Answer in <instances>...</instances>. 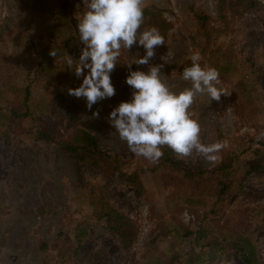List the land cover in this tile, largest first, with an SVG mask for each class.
Segmentation results:
<instances>
[{
	"label": "rangeland",
	"instance_id": "obj_1",
	"mask_svg": "<svg viewBox=\"0 0 264 264\" xmlns=\"http://www.w3.org/2000/svg\"><path fill=\"white\" fill-rule=\"evenodd\" d=\"M144 3L168 23L165 31L162 20L140 30L156 27L164 36L150 64L164 65L175 91L190 86L181 67L194 51L202 66L219 71L230 95L211 103L201 96L192 112L203 143L227 146L214 163L171 150L182 167L206 171L194 177L136 156L108 117L131 99L126 63L144 48L122 50L110 74L115 95L88 109L85 98L68 94L83 76L64 59L66 52L78 61L85 47L77 28L83 0H0V264H247L236 251L240 236L256 245L264 264V0ZM168 49L174 56L165 63ZM82 129L124 173L138 176L140 188L59 144ZM111 210L133 223L129 249L108 224Z\"/></svg>",
	"mask_w": 264,
	"mask_h": 264
},
{
	"label": "clouds",
	"instance_id": "obj_2",
	"mask_svg": "<svg viewBox=\"0 0 264 264\" xmlns=\"http://www.w3.org/2000/svg\"><path fill=\"white\" fill-rule=\"evenodd\" d=\"M85 10L77 25L79 39L85 45L78 61L66 52L67 67L75 63V75L83 76L77 88H69L68 94L85 98L88 109L105 98L115 95L110 74L120 63L122 50L129 53L134 45L142 46L145 55L126 63L129 74L126 83L132 89L131 99L122 101L109 114L111 126L129 150L138 157L157 163L167 146L177 156L189 158L198 154L214 163L217 153L227 146V141L205 144L201 139V125L194 118L192 107L201 96L209 102L219 101L222 95H230L220 87L219 71L202 66V56L194 51L191 65L185 67L181 79L190 86L175 91L161 69L163 64L151 65L156 48L165 45V38L156 27L141 31L144 23V0H83ZM50 55L55 57L56 52ZM174 56L168 49L161 59L167 63ZM136 65H149L148 71H132ZM87 69V74H85ZM93 116L99 118V112Z\"/></svg>",
	"mask_w": 264,
	"mask_h": 264
},
{
	"label": "trees",
	"instance_id": "obj_3",
	"mask_svg": "<svg viewBox=\"0 0 264 264\" xmlns=\"http://www.w3.org/2000/svg\"><path fill=\"white\" fill-rule=\"evenodd\" d=\"M252 4H255L252 1ZM159 21L160 29L165 31L167 29L168 23L160 17V14L151 9H144V23L143 26L154 25L155 21ZM191 65V61L186 62L181 67V73L185 67ZM27 93L29 95V90L27 89ZM28 95L26 97H28ZM15 115L18 116V112L16 109H13ZM23 116H27L29 111L22 113ZM39 137L46 140H53V137L48 133H40ZM59 144L69 152L77 155V157L84 161L91 162L95 167L100 168L116 177L123 178L124 180L130 181L134 186L138 189L139 179L136 174H127L124 173L120 169L119 159L105 152L97 137L87 130H78L76 131L68 141H61ZM164 155L161 158L163 162H167L175 169H180L185 172L186 175L190 177L198 176L205 174L206 171H191L185 167H182L178 161H176L172 156V151L170 148L165 146L163 148ZM107 221L110 228L118 235L120 240H122V245L125 249H129L136 239L137 233L134 230V226L132 221L124 217L122 214L118 213L115 210L108 211L106 213ZM205 234L200 232L198 237H204ZM242 243L238 244L240 240ZM218 242V241H217ZM223 243L227 242V239L222 241ZM236 251L240 254V256L246 261L247 264H258V249L256 245H254L250 239L244 237H238L236 243ZM225 248V245L224 247ZM225 252V249H222Z\"/></svg>",
	"mask_w": 264,
	"mask_h": 264
}]
</instances>
